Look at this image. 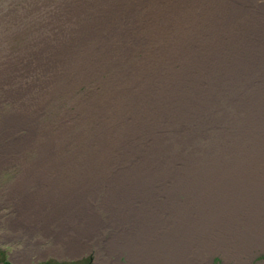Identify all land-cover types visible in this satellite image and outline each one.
<instances>
[{
  "label": "rangeland",
  "instance_id": "1",
  "mask_svg": "<svg viewBox=\"0 0 264 264\" xmlns=\"http://www.w3.org/2000/svg\"><path fill=\"white\" fill-rule=\"evenodd\" d=\"M184 1L149 0L148 5L138 7V25L130 31L134 41L144 34L162 32L154 39L156 46L196 35L198 30L191 31V22L203 19L200 14L212 8L208 5L211 1L188 0L192 19H187L185 12L182 16L172 13L175 5H184ZM132 2L0 0V264H131L128 257L131 260L132 255L122 250V243L110 240H123L124 231L139 224L135 218L145 217L151 208L150 212L155 211L157 202L165 204L168 198L176 206L195 202L189 197L188 182L184 183L187 188H178L166 178L159 180L162 186H154V201L151 199L148 209L146 194L137 197L126 192L128 177L121 175L133 166L126 164V158L138 145L125 139L126 131L136 125L131 115H147L152 104L148 107L145 100L132 103L138 88L114 100L110 96L130 85L132 79H125L128 69L139 74L146 71L142 65L148 58L149 44L122 57L120 47H114L110 62H102L95 73H83L90 69L87 58L101 49L100 37L106 30L100 27L93 37H87L88 27L103 18L112 23L116 13L129 9ZM86 38L91 39L88 48L92 47L87 51ZM145 67L151 69L150 64ZM185 122V128L192 127L185 136L158 122L159 128L153 130L147 143L165 141L179 151L183 146L180 138L193 135L190 149L216 146L218 132L194 138L198 125ZM255 155L252 168L264 180V167L257 164L259 154ZM52 160H71L69 164L62 162L63 169L57 172L62 176L60 181H54V175L51 180L43 178L57 169ZM243 166L237 163L229 168L237 172L243 171ZM132 169L134 166L129 171ZM253 190L254 196L264 197V182L255 184ZM118 192L122 195L117 203L113 198ZM160 214L158 223H153L156 217L150 219L148 231L153 236L175 234ZM246 225L239 223L235 228L248 232ZM191 230L190 241L201 246L200 255L194 257L198 264H264V235L250 243L246 239L244 244L229 238L234 233L228 239L202 242L206 234L214 237L220 229ZM229 244L236 248L234 254L224 250ZM177 246L197 252L191 243ZM187 255L175 259V264H197Z\"/></svg>",
  "mask_w": 264,
  "mask_h": 264
},
{
  "label": "bare ground",
  "instance_id": "2",
  "mask_svg": "<svg viewBox=\"0 0 264 264\" xmlns=\"http://www.w3.org/2000/svg\"><path fill=\"white\" fill-rule=\"evenodd\" d=\"M187 1L184 5H175L172 13L182 16L180 13L185 12V17L192 19ZM210 1L208 5L212 8L200 14L203 19L198 17L189 24L191 31L197 29L198 33L180 36L169 43L153 44L156 35L162 32L140 34L136 41L130 35L138 25L135 10L148 5L149 0H133L129 9L116 13L112 23L107 18L100 19L86 32L87 37H93L98 28H106L100 37L101 49L87 58L90 69L83 72L85 75L99 71L102 62H110V51L114 47L122 50L115 48L121 52L120 56L130 54L139 46L146 48L147 44L151 49L143 61L146 65H142L146 71L139 74L133 68L128 69L125 79H132L130 85L110 96L114 100L138 88L132 95V103L145 100L148 107L152 104L147 115H131L136 125L125 134L126 142L138 144L126 158V164L133 165L135 170L129 171L133 167L130 166L121 174L128 177L126 192L137 197L146 194L145 203L149 209L154 199V186H162L163 182L159 180L167 178L175 187H188L189 197L195 200L193 204H189L190 201L180 206L173 205L171 198L162 205L157 202L155 211L150 212L151 208L145 217L135 218L139 224L125 230L123 240H110L116 245L122 243V250L132 255L131 260L128 257L131 264H175L174 260L184 258L186 253H189L186 258L200 263L194 257L200 255L197 253L201 246L190 241L189 233L200 227L220 229L214 237L206 234L202 242H214L217 237L228 239V235L234 233L229 238L244 244L246 239L250 243V240L260 238L258 235H264V197L253 195L255 184L264 180L260 173L255 174L257 171L251 165L257 153V164L264 167V0L262 4L259 0ZM84 40L87 51L92 48H88L91 39ZM149 64L151 69L148 70L145 66ZM177 66H181L180 69H176ZM185 121L198 125L194 138L206 134L210 137L211 132H218L216 146L190 149L193 135L189 139L180 138L183 146L179 151L172 150L165 141L147 143L146 140L155 133L153 130L159 128L158 122L166 123L177 135L185 136L192 128H185ZM137 128L139 132H135ZM46 154L49 156V151ZM62 162L69 164L71 160H52L51 164L57 169L49 171L51 176L43 178L51 180L53 175L54 181L62 178L57 174L63 169ZM237 163L244 164V170L231 172L230 168ZM187 182L189 185L184 187ZM118 193L113 198L117 203L122 195ZM231 195L238 198L231 199ZM160 212L165 218L162 222L167 220L165 226L170 223L175 234L166 232L153 236L148 231L150 219L156 217L155 224L160 221ZM239 223L247 224L248 232L235 228ZM82 237L87 239L86 235ZM179 243L194 244L197 252L186 251L177 246ZM234 249L229 244L224 250L234 254Z\"/></svg>",
  "mask_w": 264,
  "mask_h": 264
}]
</instances>
